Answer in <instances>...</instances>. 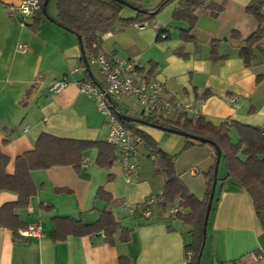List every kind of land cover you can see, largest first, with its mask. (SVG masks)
Returning <instances> with one entry per match:
<instances>
[{
    "label": "crops",
    "instance_id": "obj_1",
    "mask_svg": "<svg viewBox=\"0 0 264 264\" xmlns=\"http://www.w3.org/2000/svg\"><path fill=\"white\" fill-rule=\"evenodd\" d=\"M22 1L0 0V151L10 158L8 174H14L16 158L33 150L43 133L108 142L107 119L99 112L96 99L77 85L80 80L103 85L102 76L99 78L93 68L98 66L95 59L99 54L137 59L148 78L165 83L170 97L192 103L201 117L215 126L233 121L264 130V18L259 24L246 12L252 0H203L205 6L197 9L191 30L192 42L181 39V31L189 29V23L173 19L180 0H173L158 13L154 25L117 22L101 36L97 55L87 52L89 67L79 38L54 22L57 2L51 7L49 0L51 19L35 13L23 26L21 15L14 11ZM161 1L142 0L141 5L153 9ZM209 4L223 10L214 15L206 7ZM128 9L122 16L136 17V11ZM262 13L264 16V5ZM259 29L263 35L247 65L241 48ZM160 31L167 32L165 39L158 40ZM19 43L27 44L25 52L18 51ZM259 76L263 78L259 80ZM65 78L69 85L53 94L49 83ZM233 97H237L234 103ZM126 98L138 104L132 96L119 100ZM138 128L159 144L165 140L166 152L179 150L175 155L177 170L189 190L204 201L207 174L216 163L215 149L201 143L184 149L187 140L167 137L168 132L145 125ZM230 137L233 143L239 142L236 128L231 129ZM115 150L117 159L109 166L98 164L99 149L92 148L85 152L81 170L72 165L34 170L37 191L27 207L15 210L24 226L16 234L11 228L0 227V264H187L185 246L193 241L194 226L158 207L152 217L142 214L145 200L164 188V177L157 173L148 149L140 147L134 155L136 172L129 182ZM223 160L201 264H264V228L253 199L228 177L223 156L220 167ZM17 199L16 193L2 191L0 208ZM130 207L137 208L135 215ZM104 212H110L117 222L110 235L102 229L55 239L56 218L93 225ZM34 223L41 227L40 237L21 234Z\"/></svg>",
    "mask_w": 264,
    "mask_h": 264
},
{
    "label": "trees",
    "instance_id": "obj_2",
    "mask_svg": "<svg viewBox=\"0 0 264 264\" xmlns=\"http://www.w3.org/2000/svg\"><path fill=\"white\" fill-rule=\"evenodd\" d=\"M45 1L40 0L42 9L37 12L38 15L43 14ZM172 1L162 0L155 8L148 9L141 5L142 0H58V14L54 21L80 39L84 50L83 59L86 62L89 61L86 56L87 52L91 51L97 55L96 52L101 45V36L111 31L117 22H122L124 25L145 23L154 25L156 15ZM263 5L264 2L261 0H252L246 8V12L252 15L259 24L263 22L264 18L262 13ZM204 6L203 0H180V6L173 14V19L175 21L184 20L190 25L189 29L181 31V39L183 41H195L191 30L198 18L197 9ZM127 7L136 11V17L124 18L122 16L124 9ZM206 7L211 9L214 15L223 10L222 6L216 4H209ZM166 33L165 31H160L158 40L165 39L167 37ZM262 33V29L257 30L246 40V45L241 48V56L247 65L251 63L254 48L262 38ZM234 35L236 37V33ZM215 51L216 45L213 42V55ZM178 53L181 54V51ZM262 78V76H259V80ZM117 110L120 111L118 106ZM118 118L134 136H141L146 141L147 147L152 149L156 157L152 159L156 166V171L164 177V188L162 193L158 195L157 207L165 213L174 204H177L181 210H190L189 213L179 211L175 216L194 226L193 241L185 246L187 264H201L206 243L204 221L213 186L216 163L207 174V197L204 201H200L182 180L176 167L175 155L160 148L158 142L152 136L139 129L138 126L142 124L123 120L119 116ZM151 123L175 128L211 141V143H202L186 137L187 143L184 149L196 143L209 144L215 151V147L218 146L226 161L228 177L233 178L239 187L250 194L254 202L257 218L264 228L263 130L233 121L223 122L219 126H215L203 117L195 120L186 115H178L172 120ZM233 127L237 129L240 137L238 143H233L230 137ZM92 148L99 149L98 164L101 166H109L117 159L115 147L108 142L66 139L43 133L38 138L33 150L25 152L16 158L14 174H8L6 169L10 158L0 151V193L2 191H11L18 195V199L15 202L5 203L1 206L0 227L11 228L16 234L18 229L24 226L15 214V210L27 207L31 197L37 191L32 178L34 170L62 165H72L77 170H81L85 152ZM150 156L151 154L149 153ZM55 225V239H65L69 235L82 236L102 229L106 230L110 235L113 233L117 222L110 212H104L100 221L93 225L84 224L70 218H56Z\"/></svg>",
    "mask_w": 264,
    "mask_h": 264
},
{
    "label": "built area",
    "instance_id": "obj_3",
    "mask_svg": "<svg viewBox=\"0 0 264 264\" xmlns=\"http://www.w3.org/2000/svg\"><path fill=\"white\" fill-rule=\"evenodd\" d=\"M41 9L40 0H23L14 11L21 15L22 25L24 26L26 25V19ZM17 49L20 52H25L27 44L19 43ZM95 63L99 66L104 81L103 85L97 86L90 80H80L77 85L81 91L90 94L96 99L99 112L107 119L110 127L107 141L117 148L125 171V181L129 182L136 172L133 157L140 147L148 149L151 159L156 157L141 136H134L121 123L116 112V99L135 97L139 105L140 117L149 122L172 120L178 115L199 118L201 114L194 108L192 103L170 97L167 94L165 83L159 79L148 78L142 69L141 62L137 59L121 60L111 58L106 54H99L95 59ZM68 85L69 82L65 78L50 82L48 87L53 94H58ZM236 100L237 97L231 98L233 103ZM158 195L149 196L143 203L141 211L145 217L153 216L155 207H157ZM179 211L182 210L177 204L170 206L167 210L172 216ZM130 212L135 215L137 208L130 207ZM21 234L40 237L42 230L40 225L34 223L22 230Z\"/></svg>",
    "mask_w": 264,
    "mask_h": 264
},
{
    "label": "water",
    "instance_id": "obj_4",
    "mask_svg": "<svg viewBox=\"0 0 264 264\" xmlns=\"http://www.w3.org/2000/svg\"><path fill=\"white\" fill-rule=\"evenodd\" d=\"M123 3H125V2H123ZM48 5H49V0H46L44 5H43V14L45 16H47V17H49ZM49 18L51 19V17H49ZM79 42H80V39H79ZM80 44H81V42H80ZM81 49H82V52H84L82 46H81ZM86 65L89 67L88 61H86ZM116 112H117L118 116L121 119L126 120V121H133V122L145 125V126H150V127H153V128L160 129V130L168 132V133H174V134H178V135H181V136H184V137H189L191 139L200 141L202 143H211V141L208 140V139L201 138L199 136H195V135H192V134H188V133H186L184 131H181V130H178V129H175V128H171V127H167V126L151 123V122L145 121V120H143L141 118H136L134 116H129L127 114L122 113L121 111H119L117 109H116ZM215 148H216V156L217 157H216V164H215V171H214V181H213V186H212V190H211V194H210V199H209V202H208V205H207V211H206V216H205V221H204V233L206 234V237H207V228H208L209 216H210V212H211L212 205H213L216 185H217V182H218L219 167H220V163H221V159H222V151H221V149L218 146H216Z\"/></svg>",
    "mask_w": 264,
    "mask_h": 264
},
{
    "label": "rangeland",
    "instance_id": "obj_5",
    "mask_svg": "<svg viewBox=\"0 0 264 264\" xmlns=\"http://www.w3.org/2000/svg\"><path fill=\"white\" fill-rule=\"evenodd\" d=\"M55 2H57V0H52L51 7L53 6V4H55ZM124 10H125L124 12H126V13L130 12V10L128 9V7L125 8ZM93 68H94L95 72L97 73V76L100 78L102 75L100 73L99 67L97 65H93ZM116 101L120 103V107H121V109L124 112L125 111H128L129 112V115L134 116V117L141 118L140 117L141 116L140 115V111L138 110V107L139 106H138V104H136V102L134 101V99H128V98H126L124 100H122V99L121 100L116 99ZM123 102H125L128 106L127 105H124ZM147 127H150V126H147ZM166 136L167 137L168 136H171V137L173 136V137L178 138L179 140H183V141L184 140H187L186 137L181 136V135H178V134H174V133H166ZM165 145H166L165 144V140L161 141L160 144H159L160 148H162V149H165ZM177 153H179V150H178V152H175V151L173 152L174 155H176ZM223 166H224V160H223V162L221 164V167L219 169V177L220 176L222 177V174H223V169L222 168H223Z\"/></svg>",
    "mask_w": 264,
    "mask_h": 264
}]
</instances>
